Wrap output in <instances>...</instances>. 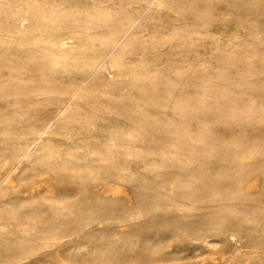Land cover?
Segmentation results:
<instances>
[{
    "label": "rangeland",
    "instance_id": "374dc122",
    "mask_svg": "<svg viewBox=\"0 0 264 264\" xmlns=\"http://www.w3.org/2000/svg\"><path fill=\"white\" fill-rule=\"evenodd\" d=\"M17 228L0 264H264V0H0Z\"/></svg>",
    "mask_w": 264,
    "mask_h": 264
},
{
    "label": "bare ground",
    "instance_id": "6f19581e",
    "mask_svg": "<svg viewBox=\"0 0 264 264\" xmlns=\"http://www.w3.org/2000/svg\"><path fill=\"white\" fill-rule=\"evenodd\" d=\"M10 172H11V171H10ZM3 179H4V178H3ZM26 220H27V217H26ZM21 223H22V221H21ZM22 226H23V225H22ZM18 227H19V226H18ZM21 232L26 233V232H28V230H26L25 228H24V229H23V228H21V229L17 228L16 230H10V231H6V230H4V229H1V230H0V244L5 243L4 238L6 237V235H8V234H14V235L19 236V234H20Z\"/></svg>",
    "mask_w": 264,
    "mask_h": 264
}]
</instances>
